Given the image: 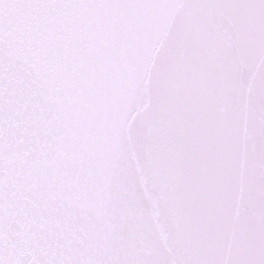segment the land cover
Masks as SVG:
<instances>
[{
    "label": "snow or ice",
    "instance_id": "snow-or-ice-1",
    "mask_svg": "<svg viewBox=\"0 0 264 264\" xmlns=\"http://www.w3.org/2000/svg\"><path fill=\"white\" fill-rule=\"evenodd\" d=\"M0 264H264V0H0Z\"/></svg>",
    "mask_w": 264,
    "mask_h": 264
}]
</instances>
